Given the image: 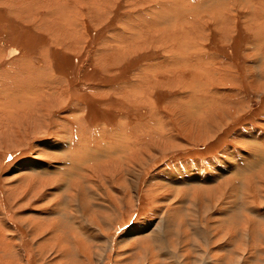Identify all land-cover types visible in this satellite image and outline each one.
Returning a JSON list of instances; mask_svg holds the SVG:
<instances>
[{
  "label": "rangeland",
  "instance_id": "rangeland-1",
  "mask_svg": "<svg viewBox=\"0 0 264 264\" xmlns=\"http://www.w3.org/2000/svg\"><path fill=\"white\" fill-rule=\"evenodd\" d=\"M0 264H264V0H0Z\"/></svg>",
  "mask_w": 264,
  "mask_h": 264
},
{
  "label": "bare ground",
  "instance_id": "bare-ground-1",
  "mask_svg": "<svg viewBox=\"0 0 264 264\" xmlns=\"http://www.w3.org/2000/svg\"><path fill=\"white\" fill-rule=\"evenodd\" d=\"M86 153V152H85ZM87 156V155H86ZM88 157V156H87ZM64 231H65V229H63ZM11 232V231H10ZM63 233V232H62ZM63 235V234H62ZM62 235L61 236H59V238H61L62 237ZM63 245V244H62Z\"/></svg>",
  "mask_w": 264,
  "mask_h": 264
}]
</instances>
